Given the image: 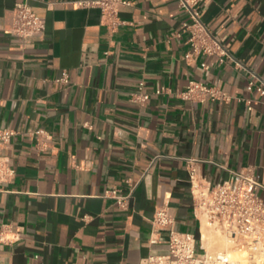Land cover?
Segmentation results:
<instances>
[{
	"label": "crops",
	"instance_id": "crops-1",
	"mask_svg": "<svg viewBox=\"0 0 264 264\" xmlns=\"http://www.w3.org/2000/svg\"><path fill=\"white\" fill-rule=\"evenodd\" d=\"M19 1L45 19L32 44L11 31ZM76 1L0 0V128L16 131L0 227L19 232L0 242V264H141L167 250V233L153 222L162 205L178 230L213 250L194 212L188 159L212 185L229 178L226 168L242 167L264 185V94L250 93L251 110L238 99L249 94L251 72L264 82V0L200 2L229 52L222 62L184 58L187 34L171 37L188 19L178 0H130L113 35L98 7ZM192 79L232 98L185 99ZM140 91L145 101L133 99ZM113 187L131 193L125 207L104 195ZM256 192L264 200V188Z\"/></svg>",
	"mask_w": 264,
	"mask_h": 264
},
{
	"label": "built area",
	"instance_id": "built-area-1",
	"mask_svg": "<svg viewBox=\"0 0 264 264\" xmlns=\"http://www.w3.org/2000/svg\"><path fill=\"white\" fill-rule=\"evenodd\" d=\"M187 11L188 19L183 21L182 29L171 33L173 36L187 34L190 49L185 53L186 60H194L201 55H218L220 61L229 56L223 43L210 31L200 14L202 0H178ZM130 0H78V7H98L101 10L102 24L108 32L115 34L125 24L120 16L121 5H129ZM45 19L38 16L27 1H19L13 8V25L11 31L19 36L24 44H32L40 39L45 31ZM208 68L206 61L202 62ZM67 83L66 71L59 78ZM142 89V85L140 87ZM264 94V82H257V75L250 73L246 97L238 98L244 101L248 109H253L254 99L250 96L253 90ZM164 88L157 89V93ZM181 96L192 101H208L222 99L229 101L232 97L219 85H212L202 80L192 79ZM147 93L136 92L133 99L145 101ZM16 131L10 128H0V183L11 181L16 175V169L10 161L7 149ZM35 135L45 134L44 129H38ZM189 181L193 197L194 212L200 223L208 230L219 233L233 240V248L245 251L252 263L264 261V200L257 194L259 188H264L253 175L251 167L230 169L229 178L212 185L206 180L194 165L195 159L189 158ZM129 193H122L118 187L105 191V196L112 197L118 205L125 207L130 198ZM153 222L158 230L166 231L167 250L162 254H149L141 264H243L241 259L231 256L226 249H208L202 241L199 243L192 232L181 231L176 227V217L168 205L155 209ZM19 238V232L13 230L9 223L0 227V242L11 243ZM153 241H156L155 239Z\"/></svg>",
	"mask_w": 264,
	"mask_h": 264
},
{
	"label": "bare ground",
	"instance_id": "bare-ground-1",
	"mask_svg": "<svg viewBox=\"0 0 264 264\" xmlns=\"http://www.w3.org/2000/svg\"><path fill=\"white\" fill-rule=\"evenodd\" d=\"M214 236V235H213ZM215 237V236H214ZM225 238L226 243L223 246L214 247V249H226L231 253V256L241 259L243 264H264V261L259 260L257 263H252L248 259V254L245 251H239L238 249L233 248V240L229 238ZM222 240L221 235H216V240ZM214 240V239H213ZM209 241L211 243L212 236L209 235ZM211 245V244H209Z\"/></svg>",
	"mask_w": 264,
	"mask_h": 264
},
{
	"label": "rangeland",
	"instance_id": "rangeland-1",
	"mask_svg": "<svg viewBox=\"0 0 264 264\" xmlns=\"http://www.w3.org/2000/svg\"><path fill=\"white\" fill-rule=\"evenodd\" d=\"M209 235L212 236L211 245L214 246V247L223 246L226 243L224 236L219 234V233H216V232L210 230L209 231ZM216 235H221L222 236V240H218V239L216 240Z\"/></svg>",
	"mask_w": 264,
	"mask_h": 264
}]
</instances>
